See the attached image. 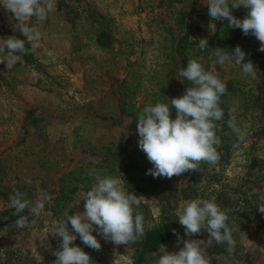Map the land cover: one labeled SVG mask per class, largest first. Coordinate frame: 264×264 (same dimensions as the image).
<instances>
[{"label": "rangeland", "instance_id": "obj_1", "mask_svg": "<svg viewBox=\"0 0 264 264\" xmlns=\"http://www.w3.org/2000/svg\"><path fill=\"white\" fill-rule=\"evenodd\" d=\"M3 2L0 38L26 40ZM206 2L52 0L45 21L29 22L42 33L36 46L25 41L28 52L11 69L0 62V264H54L62 238L51 233L53 221L66 211H84L82 194L96 183V175H89L93 168L100 176L119 177L139 197L136 211L144 217V235L127 245L97 235L101 248L94 250L77 236L75 246L93 264H137L148 232L161 227L169 229L168 237L139 264H155L152 253L162 245L178 252L183 246L178 237L189 239L178 213L198 198H215L234 229L231 254L226 243L213 241L207 248L211 264H264V214L258 210L264 195V52L257 38L254 48L244 33L225 41L232 29L227 20L211 19ZM247 11L232 9L234 16ZM205 37L208 48L201 50L199 39ZM237 45L246 53L242 63L253 62L256 77L244 74L234 60L217 64L214 49L231 52ZM189 58L227 83L220 98L224 115L216 122L220 160L171 179L153 178L146 174L153 165L138 147V116L149 104L184 94L191 84L179 71ZM171 115L174 119V107ZM14 190L24 193L30 207L41 191L51 196L39 216H29L35 223L23 229L15 227L18 216L9 203ZM208 238L206 230L191 237Z\"/></svg>", "mask_w": 264, "mask_h": 264}, {"label": "clouds", "instance_id": "obj_2", "mask_svg": "<svg viewBox=\"0 0 264 264\" xmlns=\"http://www.w3.org/2000/svg\"><path fill=\"white\" fill-rule=\"evenodd\" d=\"M2 5L19 21L21 33L26 40L16 36L0 38V54L6 59L7 68L11 69L20 61L23 54H27L25 41L31 42L33 47L41 39L42 33L32 23L43 22L52 9V0H4ZM208 14L213 21H228L229 28H239L244 35H253L260 42L259 51L264 52V0H207ZM243 7L247 14L243 19L236 18L232 9ZM201 50L208 48V39L200 38ZM5 48L8 49L5 55ZM217 64L234 60L242 72L253 77L257 76V69L249 59L245 61L246 53L237 45L234 51L214 49ZM179 76L190 82L182 96L170 99V103L157 101L154 105L145 106L138 116L137 132L138 147L148 161L153 165L146 174L153 178L166 177L171 179L189 170H199L201 163L215 166L220 160L219 148L221 141L217 136V121L223 118V109L220 107V98L227 91V83L220 78L217 71L206 70L197 59H188L187 67L181 68ZM176 110L172 118L171 108ZM229 127L239 132L235 121H229ZM240 140L244 137L241 135ZM238 145H234L237 147ZM93 164L99 163L95 158ZM96 175V183L86 193L82 194L84 211H77L69 215L64 213L63 219L53 221V235L62 238L59 250L54 253L57 257L54 264H93L91 257L74 242L79 236L84 245L94 250H100L101 244L97 235L105 241L115 245H127L136 242L144 235V217L142 212L136 211L140 199L134 193H129L119 177L100 176L96 169H90L89 175ZM26 183H31L26 179ZM51 196L41 191L30 207V201L24 193L14 190L9 196V203L15 209L18 219L15 221L17 229H23L34 224L35 220L29 216H39L45 209V204ZM259 212L264 214V195L260 196ZM29 215H21L25 210ZM228 215L220 205L212 199H195L186 201L178 213V222L184 227L189 237L180 240L183 246L178 252H168L165 246L160 247L155 264H211L207 248L213 244L226 243L227 252L234 251L235 240L233 228L228 224ZM69 222L71 230L69 229ZM202 230L209 233L207 241L191 239ZM96 232V235H93ZM173 233L176 230L173 229Z\"/></svg>", "mask_w": 264, "mask_h": 264}, {"label": "trees", "instance_id": "obj_3", "mask_svg": "<svg viewBox=\"0 0 264 264\" xmlns=\"http://www.w3.org/2000/svg\"><path fill=\"white\" fill-rule=\"evenodd\" d=\"M246 14L247 12H242V13L239 12V14H237L235 17L238 19H243L246 16ZM229 29H232V35L231 37H228L227 39H225V41L229 43L232 40H234L233 38H236L243 34L242 30L239 28H229ZM244 40L254 42V48L258 46L255 36L250 37L249 35H247L245 36ZM258 53L259 51H257V49L254 50L253 52L254 55ZM167 230H169L167 227H161L156 230H150L148 232L147 241L145 242V245L143 247L144 251L142 252V254H140L137 260V264H139L140 261L143 260L142 257L146 252H154L157 249V247L160 245V243L168 237L166 233Z\"/></svg>", "mask_w": 264, "mask_h": 264}]
</instances>
